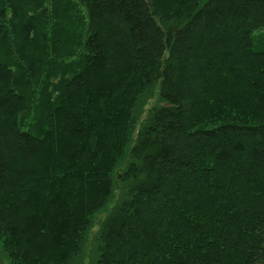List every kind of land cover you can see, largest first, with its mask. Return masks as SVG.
<instances>
[{"label":"trees","instance_id":"trees-1","mask_svg":"<svg viewBox=\"0 0 264 264\" xmlns=\"http://www.w3.org/2000/svg\"><path fill=\"white\" fill-rule=\"evenodd\" d=\"M220 58L233 85L187 119ZM83 94L106 123L78 133ZM108 201L96 264H264V0H0V264H80ZM23 203L40 218L8 224Z\"/></svg>","mask_w":264,"mask_h":264},{"label":"rangeland","instance_id":"rangeland-1","mask_svg":"<svg viewBox=\"0 0 264 264\" xmlns=\"http://www.w3.org/2000/svg\"><path fill=\"white\" fill-rule=\"evenodd\" d=\"M208 56H211L212 58H216V56L212 53H207ZM220 60L222 61H217L211 59L210 61H202L199 65V69L197 70V75H196V80H195V84L191 86V93H190V98H192V96H194L193 98H195L197 95H199L200 93L204 92L205 96H203V100L201 103L194 105V108L191 107L193 106L192 103L190 105L189 111L187 113V119L189 117H192L194 114L198 113L199 111H202V109L205 108V106H203V104H206V102L209 100L210 101V97L212 98L213 95L215 93H222V95L224 94V92L226 93V91H224V86L225 84H223L221 81L224 80L225 82L228 83V87H231L233 85V83L231 81H227L226 79L228 78V76L230 77V75L228 74L231 65L228 61L227 58H220ZM245 69L241 68L240 71L244 72ZM233 73V72H232ZM220 75V76H219ZM97 77L100 79V83L102 84L101 87H106V86H117V84H114V78L111 76V74H109L106 70L102 69L99 74L97 75ZM218 77V79H216ZM215 80H219V81H215ZM216 82V83H214ZM100 84V85H101ZM125 84V83H124ZM208 85V86H207ZM205 86H207V88H205ZM117 92L120 89H123L124 86L120 85L117 86ZM126 88V87H125ZM124 88V89H125ZM133 88V87H132ZM97 89V88H95ZM131 89L127 88L126 94L123 95L120 99L124 102L125 105H128L127 102H129L128 100L130 99V93ZM238 93H241L240 90H238ZM115 93V95L117 96L119 93ZM83 96V97H82ZM80 98L78 99L77 102V107L74 110L75 111V120L73 123V126L77 129V132H81L85 127H87L88 125L90 126V128H96L97 124L95 123V121H93L92 119H94V117H96V121L97 119L102 121L103 124L106 123L105 120H103V116L102 114H99V112L96 113L95 112H91L90 115L88 113H86V107H84L87 103V99L89 95H85L83 94ZM98 98H95V100H97ZM159 96H158V92L155 93L154 97L147 103V109L150 108L152 105L156 104V102H158ZM235 99V98H234ZM193 101V100H192ZM208 101V102H209ZM212 101V100H211ZM96 105L93 104V107H95ZM109 106H112L109 103ZM198 107V108H196ZM98 108V105L97 107ZM122 113H118V117L120 118V120L118 121V124L116 125V127H121L122 123ZM86 118V120H85ZM103 127H101L100 129H102ZM110 127L104 128L102 134H101V138H95L93 139V141H90L88 144L87 149L84 151L85 152V158L83 159V165L86 164L85 170L90 169L92 167L91 164H88V162H94V158L98 159L100 157H103L104 159L109 158V154L112 153L109 152L108 148L110 147V143L111 142H106V137L108 135V133H110V131H112ZM97 150H99L98 156H94V154L97 152ZM109 155V156H107ZM98 172H94L93 176H96L95 179L98 177ZM95 180H92V182ZM93 187V185H92ZM120 189L119 186H117V189L114 192V200L117 199V190ZM90 190V189H89ZM89 190H83L84 194L87 195L88 197H91V193H89ZM92 190V189H91ZM77 191V190H76ZM82 191V192H83ZM81 192V193H82ZM83 194V193H82ZM83 194V195H84ZM94 196V195H92ZM92 198V197H91ZM114 201H108V203L104 206V207H100V208H96L95 210L92 211V219H93V229L90 231V234L88 235V241H87V247H86V251H85V257L84 259L81 261L80 264H96L97 261V256L95 254V243H94V236L98 233L99 229H100V225L102 223V221L106 218L107 216V212L110 210V208L113 206ZM31 204H27V203H23L22 206L17 207L15 210L14 208L11 210V216L8 217L7 223L12 224L15 221L18 222L19 217H22V222H28V223H35L36 219L40 218L38 212H37V208L36 207H32L31 208ZM10 211V210H9ZM9 211H7V213H9ZM6 213V214H7ZM150 213L149 209H145L143 210V214L145 216H147ZM5 214V215H6ZM90 216V217H91ZM21 220H19L21 223ZM5 222V221H3ZM5 233L2 232L0 234ZM4 236V234L2 235ZM19 236L18 233L15 235V237ZM6 240V239H5ZM2 237L0 236V251H1V247H2ZM3 264H13V262H10V259L7 258H3ZM109 263L108 264H119L120 262L123 261L122 256L118 255V256H110L108 258Z\"/></svg>","mask_w":264,"mask_h":264}]
</instances>
